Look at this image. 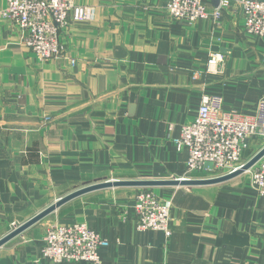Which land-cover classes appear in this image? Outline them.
Here are the masks:
<instances>
[{"label":"crops","instance_id":"obj_1","mask_svg":"<svg viewBox=\"0 0 264 264\" xmlns=\"http://www.w3.org/2000/svg\"><path fill=\"white\" fill-rule=\"evenodd\" d=\"M207 1L213 10L216 0ZM74 2L94 17L71 22L63 57L45 62L2 17L0 0V239L94 184L216 176L188 173L189 151L176 147L169 126L178 137L205 96H222L224 112L246 115L264 97V37L246 35L237 6L216 23L188 24L168 16V0ZM215 53L225 57L224 73L206 74ZM263 148L264 137H251L242 162ZM145 189L100 190L68 203L0 248V264H56L41 254L52 223H86L109 241L104 264H264V197L249 174L147 189L173 202L169 239L137 229L134 205Z\"/></svg>","mask_w":264,"mask_h":264},{"label":"built area","instance_id":"obj_2","mask_svg":"<svg viewBox=\"0 0 264 264\" xmlns=\"http://www.w3.org/2000/svg\"><path fill=\"white\" fill-rule=\"evenodd\" d=\"M232 6L243 11L246 35L264 37V0H219L213 10L207 0H168L167 11L172 20L188 24L206 20L216 23ZM1 15L26 34L25 45L45 62L63 57L65 48L60 39L71 22L90 21L94 17L92 8L76 5L74 0H6ZM224 68V55L215 53L210 55L205 73L219 75ZM52 120L45 117L46 122ZM175 129L170 125L167 135L178 149H188V173L217 174L207 178L234 173L244 164L248 140L264 137V97L255 114L246 115L224 112L222 96H205L194 121L181 126L178 137H173ZM208 164L212 170L207 168ZM245 174L250 175L256 193L264 197V158ZM172 209V200L161 199L152 190L140 191L134 205L138 231L161 232L169 239ZM42 244V257L56 264H104L100 251L110 246L86 223L49 224Z\"/></svg>","mask_w":264,"mask_h":264},{"label":"water","instance_id":"obj_3","mask_svg":"<svg viewBox=\"0 0 264 264\" xmlns=\"http://www.w3.org/2000/svg\"><path fill=\"white\" fill-rule=\"evenodd\" d=\"M219 0H216V6L218 5ZM264 158V148L261 149L254 157H252L249 161L244 163L242 167L234 173L209 178V179H197V180H189V179H158V180H116V181H108L104 183L94 184L77 191H74L56 203L52 204L45 210H43L38 215L34 216L29 221L23 223L20 226H17L11 233H9L4 238L0 239V248L10 243L15 238L21 236L25 231L40 223L50 215L54 214L56 211L67 205L68 203L84 196L92 192L106 190V189H114V188H160V187H194V186H209V185H217L224 182L231 181L246 172L250 171L261 159ZM207 168L210 170L213 169L211 164L207 165Z\"/></svg>","mask_w":264,"mask_h":264}]
</instances>
